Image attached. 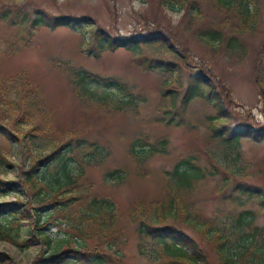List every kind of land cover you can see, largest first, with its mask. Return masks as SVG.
Here are the masks:
<instances>
[{
    "label": "trees",
    "instance_id": "obj_1",
    "mask_svg": "<svg viewBox=\"0 0 264 264\" xmlns=\"http://www.w3.org/2000/svg\"><path fill=\"white\" fill-rule=\"evenodd\" d=\"M209 1L226 12L218 21L224 29L217 21L199 24L205 17L201 4ZM162 2L173 8L178 4L179 9L186 4L183 16L189 21L187 37L206 46L216 44L220 53L237 60L250 51L242 35L254 32L261 23L262 0ZM76 21L77 18L66 14L50 16L41 8L0 5V22L16 28L12 47L33 42L42 26L73 27ZM87 37V43L94 42L95 55L118 48L137 53L153 48L170 53L169 58L156 53L159 58L146 56L140 60L144 65L148 62L149 68L160 69L164 78L162 96H170L165 114L154 121L184 124L195 97L206 98L216 111L206 116L215 144L209 149L211 155L215 153L212 167L203 165L195 154L182 156L171 168L163 170L162 196L146 203L139 199L130 208L128 218L135 224L139 254L148 264H264V184L256 185L250 180L251 174L239 166L238 161H247L241 150L242 135L226 128L229 115L225 108L234 101L231 87L202 62H192L188 47L173 31L117 37L92 21ZM178 46L179 51L175 49ZM3 52L0 48V54ZM59 61L62 64L58 66L82 99L104 104L110 101L114 110L131 112L147 98L136 92L135 83L120 76H102ZM183 70L188 71L186 80ZM205 72L212 76V82L204 79ZM43 100L42 89L25 68L8 74L0 68V165L19 149L16 181L23 188L24 205L23 210H12L5 223L0 222V235L26 246L34 237L23 235V222H28L35 236L43 228L55 226L63 236L45 238L47 249L37 254L31 264H121L127 228L120 223L118 204L112 195L96 192L94 181L86 180L89 170L107 163L112 156L111 147L90 131L62 127ZM243 134L248 139L264 140V128L245 124ZM168 144L167 135L155 138L151 132L137 131L127 145L129 163L106 166L103 181L119 185L132 172L147 175L151 158L168 152ZM44 148L46 151L42 152ZM219 174L222 177L217 192L221 204L206 215L195 196L203 181ZM6 187L7 182L0 177V189ZM73 241L78 245H71ZM9 260L12 257L0 250V263Z\"/></svg>",
    "mask_w": 264,
    "mask_h": 264
},
{
    "label": "rangeland",
    "instance_id": "obj_2",
    "mask_svg": "<svg viewBox=\"0 0 264 264\" xmlns=\"http://www.w3.org/2000/svg\"><path fill=\"white\" fill-rule=\"evenodd\" d=\"M262 1L259 28L242 35L250 51L241 60H237L220 53L216 44L206 46L198 39L187 37L185 32L189 21L183 16L186 4L184 9H179L178 4L173 8L162 0H0V5L22 4L33 10L41 8L50 16L66 14L77 18L73 27L42 26L36 31L33 42L28 45L16 44V47L11 46L16 28L0 22V48L4 50L0 54V68L7 74L25 68L31 80L42 89L46 107L55 112L57 122L62 127L85 129L87 133L90 131L111 147L112 156L107 163L103 167L89 170L86 180L94 181L96 192L112 195L118 204L120 223L127 228L126 242L121 249V264H148L137 250L135 224L129 220L128 212L139 199L146 203L162 196L165 183L163 170L171 168L176 160L188 154H195L203 165L212 167V156L215 153L211 155L209 149H213L215 144L210 137L209 120L206 116L216 114V111L206 98L195 97L190 103L184 124L176 125L173 122L165 125L154 121L165 114L170 96H162L164 78L160 69L149 68L148 62L144 65L140 60L146 56L159 58L156 53L169 58L170 53L165 50L154 51L153 48H143L142 53L118 48L95 55L94 42L87 43L84 40L88 38L91 22H96L117 37L157 31L176 33L180 41L184 42L183 46L188 47L192 62H202L205 67L210 68L212 74L231 87L234 101L225 108L229 115L226 128H232L242 135L241 150L247 161H238L239 166L251 174L252 182L260 186L264 184V140L243 137V131L245 124L257 129L264 128V0ZM201 9L205 17L199 24L218 22L226 16L225 11H219L210 1L202 3ZM220 24L218 22L224 29L223 24ZM180 48L175 47L178 51ZM91 50L93 54L90 53ZM59 60L85 67L102 76H120L129 83H135L136 92H142L147 98L138 104L137 110L133 109L131 112L114 110L110 107V101L104 104L82 99L75 92L67 74L58 66L62 64ZM183 75L186 80L188 71L183 70ZM204 79L213 81L207 72L204 73ZM137 131L151 132L155 138L167 135L168 152L157 153L151 158L147 165V175L137 176L132 172L122 184H106L103 181L104 169L106 166H123L129 163L127 145ZM44 151L45 148L42 152ZM18 152L19 149L13 155H8L0 165V177L7 182V187L0 189V222L4 223L12 210L24 208L21 201L23 188L16 181V164L20 161ZM221 177L222 174L209 178L198 188L195 198L206 215H211L213 209L221 204L220 192H217ZM5 202L8 203L6 206L3 205ZM29 226L28 222L22 223L23 235L34 237L26 246L14 244L0 235V250L12 257V260L0 264H31L37 254L47 249L45 238L63 236L55 226L43 228L44 231L35 236L30 232ZM71 245L78 244L73 241Z\"/></svg>",
    "mask_w": 264,
    "mask_h": 264
}]
</instances>
